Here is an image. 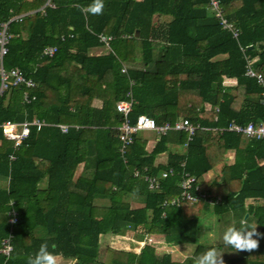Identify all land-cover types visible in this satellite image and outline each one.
<instances>
[{
    "label": "trees",
    "instance_id": "obj_1",
    "mask_svg": "<svg viewBox=\"0 0 264 264\" xmlns=\"http://www.w3.org/2000/svg\"><path fill=\"white\" fill-rule=\"evenodd\" d=\"M52 1L55 6L42 12L45 0H0V22L33 11L10 22L3 65L20 68L36 83L29 90L35 99L28 103L23 86L2 92L0 125L34 118L52 124L63 115L76 117L79 125L65 133L53 125L31 127L17 150L0 127V239L13 233L12 251L8 257L0 254V264H27L44 242L71 264H193L186 259L192 256L178 261L158 252L156 242L137 252L108 245L101 251L100 237L132 231L137 240L150 235L167 246L196 244L200 219L207 214L237 226L247 219L261 234L251 252L220 243L225 264H264V138L220 130L230 121L264 122V0H220L224 15L240 29L237 40L220 27L206 0H104L101 15L87 11L92 0ZM100 33L113 36L109 49ZM47 46L57 47L50 57L41 54ZM240 46L263 84L245 75ZM99 48L106 51L95 53ZM169 79L178 85L166 87ZM129 90L131 122L139 115L159 125L187 118L206 129L196 130L190 140L183 131L157 135L149 151L136 134L122 155L123 117L115 103ZM164 152L165 163L155 164ZM80 163L82 171L74 177ZM169 168L174 173L161 179L158 189H149L143 175ZM210 171L216 176L206 179ZM183 172L220 201L162 207L179 196ZM11 208L18 213L13 225Z\"/></svg>",
    "mask_w": 264,
    "mask_h": 264
},
{
    "label": "built area",
    "instance_id": "obj_2",
    "mask_svg": "<svg viewBox=\"0 0 264 264\" xmlns=\"http://www.w3.org/2000/svg\"><path fill=\"white\" fill-rule=\"evenodd\" d=\"M207 9L214 15L218 20L220 27L231 34L232 38L236 39L240 35V29L233 22H231L225 15L224 9L220 0H206ZM55 4L52 0H45L44 4L39 8V11L44 12L46 7H54ZM33 11H27L19 14L10 16L7 20L0 22V95L10 86H23L26 91L23 93V101L28 103L35 99L34 94H30L29 90L36 87L35 81L24 74V72L18 67L5 68L3 65V56L8 52V44L12 34L9 30V24L12 21L21 22L25 16L30 15ZM72 35H70L71 37ZM125 37V35H123ZM98 39L109 49V42L113 39V36L100 33ZM61 40H64V36H61ZM57 50L56 46L45 47L41 54L43 56H52ZM240 50L244 53L246 60V71L245 75L249 78H254L257 83L263 84V76L260 72L256 71L252 65L253 59L245 54V48L240 46ZM121 72H126V67L123 65L121 67ZM133 82L131 81L130 84ZM262 102L264 104V91L262 92ZM133 98L131 91L126 93V98L118 100L115 103V109L121 113L123 119L122 123L118 127L119 129V140L121 142L120 153L123 155L126 147L133 142L134 135L139 131H154L157 135H163L168 131H183L186 133L187 140H190L196 130H204L206 127L200 124H193L187 118H180L174 122H165L163 124H157L156 121L147 115L137 116L135 122H131L129 119V114L132 108ZM53 125L59 128L60 132H67L68 128L74 127L78 128L79 125L68 124L64 122L48 123L44 119L34 118L32 120H24L19 123L7 120L4 121L0 127L2 134L12 142L13 148L17 150L22 142L29 136L30 128L35 127L37 130L42 126ZM221 131L234 132L236 134H242L248 139H262L264 138V122L255 123L249 121L246 124H239L235 121H230L226 127L220 128ZM186 145V143H185ZM15 155L12 153L9 155V159L13 160ZM174 170L169 168L167 170L161 171L159 175L145 174L143 179L147 182L148 188L155 190L160 186V180L172 175ZM134 176H139V171L135 170ZM180 194L177 197H172L169 200H164L162 207L167 206H178L182 201H190L193 203L199 201H206L209 204H217L220 198H209L207 194L200 190V188L195 184V177L188 172H183L181 175V180L179 182ZM13 202H10L12 204ZM8 222L10 225L15 224L18 221V213L14 208H11L8 213ZM165 212L162 213V216ZM12 238L13 233L10 230L9 233L0 239V254L4 257H8L12 251ZM157 242L150 235H144L141 242L138 243L139 251L140 247L145 243ZM2 264H6L5 262Z\"/></svg>",
    "mask_w": 264,
    "mask_h": 264
},
{
    "label": "clouds",
    "instance_id": "obj_3",
    "mask_svg": "<svg viewBox=\"0 0 264 264\" xmlns=\"http://www.w3.org/2000/svg\"><path fill=\"white\" fill-rule=\"evenodd\" d=\"M104 0H92L87 6V11L92 15H101L104 10ZM257 224L248 223L247 219H241L239 226L235 222L226 227L222 233V241L226 247H231L234 251H254L259 247V237ZM223 251L213 245L207 247L199 255L186 257L192 259L193 264H225ZM27 264H58V259L53 251L49 250V245L41 243L38 250L33 255L27 257Z\"/></svg>",
    "mask_w": 264,
    "mask_h": 264
},
{
    "label": "rangeland",
    "instance_id": "obj_4",
    "mask_svg": "<svg viewBox=\"0 0 264 264\" xmlns=\"http://www.w3.org/2000/svg\"><path fill=\"white\" fill-rule=\"evenodd\" d=\"M137 134H139L140 137H143L147 142L152 143L154 142V139H156L157 134L154 133V131H139ZM180 149V148H178ZM230 225V222L228 223L224 218L222 220H218L217 216L207 214L205 216H202L199 223V229L197 233V243L196 244H189V245H183L179 246L177 248H168L171 249L173 252V256L176 259H183V256H189V255H199L205 250H202V247H210L211 245H219L220 243H223L221 237L223 231L226 229L227 226ZM129 234V233H128ZM122 236L119 235H111V234H105L100 237V249L101 251L106 246L107 239H112L114 242V246L117 248H120L118 245H121V247L127 246L128 248H133L136 244L130 242V240L122 239ZM121 242H117L120 241ZM130 242V244L128 243ZM128 243V244H127ZM156 245V244H155ZM157 246V245H156ZM201 247V248H200ZM165 248L160 247L158 249V252H163Z\"/></svg>",
    "mask_w": 264,
    "mask_h": 264
},
{
    "label": "crops",
    "instance_id": "obj_5",
    "mask_svg": "<svg viewBox=\"0 0 264 264\" xmlns=\"http://www.w3.org/2000/svg\"><path fill=\"white\" fill-rule=\"evenodd\" d=\"M23 13V12H22ZM106 51V48H99V49H96L94 52L95 53H103V52H105ZM234 80H227L226 81V84H234ZM178 85V80H176V79H169V80H167L166 81V87H176ZM206 108H208V105H206ZM60 122H64V123H68V124H76V125H78V123H77V119H76V117H74V116H71V115H63L62 117H61V120H60ZM155 133V132H154ZM156 134V133H155ZM145 142H146V149L149 151V150H151L152 149V147H153V145H154V143H155V141L157 140V137H156V139H154V142H152V143H149V142H147L143 137H141ZM226 157H227V163L228 164H231L232 162H233V157H234V151L233 150H229L228 152H227V155H226ZM166 158H167V155H166V153L164 152V153H161V154H159L157 157H156V159H155V164H163V163H165V161H166ZM262 164H264V162L262 163ZM82 167H83V163H80L79 165H78V167H77V169H76V172H75V176L74 177H77L79 174H80V172L82 171ZM216 176V173L215 172H213V171H210L209 173H207L206 174V179H212V178H214ZM45 185H46V179L44 178L41 182H40V184H39V187L40 188H44L45 187ZM250 201H247V203H249ZM129 233V234H128ZM122 239H127V240H130V242H132V241H134L133 243L134 244H136L135 246H133V248H134V250L137 252V249H138V243L139 242H141L142 240H137L136 238H135V236H134V233L132 232V231H128L125 235H123L122 237H121ZM143 239V238H142ZM159 242L157 243H155L157 246V251H158V249L160 248V247H163V248H165V250L163 251V252H168V253H170L171 254V257H172V259L173 260H180V259H176V258H174V256H173V254H172V250L171 249H168V248H177V247H179V246H167V245H165V244H163V242H162V240L160 239V238H158L157 239ZM114 242H116V241H113L112 239H107V241H106V246L108 245V246H113V247H115L114 246ZM117 242H121V240L120 241H117ZM130 242H128L129 244H130ZM127 243V244H128ZM120 248H122V249H128V247L127 246H125L124 245V247H121V245H118ZM217 248H218V250H220L219 248H220V246L218 245V246H216ZM201 248V247H200ZM207 247H202L201 249L202 250H205ZM160 253H162V252H160ZM189 256H194V255H189ZM183 257H185V256H183ZM57 259H58V264H71L73 261L72 260H70V259H65V258H63V257H61V256H57ZM182 260V259H181Z\"/></svg>",
    "mask_w": 264,
    "mask_h": 264
},
{
    "label": "water",
    "instance_id": "obj_6",
    "mask_svg": "<svg viewBox=\"0 0 264 264\" xmlns=\"http://www.w3.org/2000/svg\"><path fill=\"white\" fill-rule=\"evenodd\" d=\"M247 216V214L245 215V217Z\"/></svg>",
    "mask_w": 264,
    "mask_h": 264
}]
</instances>
